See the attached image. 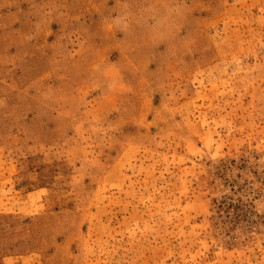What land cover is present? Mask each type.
I'll return each mask as SVG.
<instances>
[{
	"label": "rangeland",
	"instance_id": "1",
	"mask_svg": "<svg viewBox=\"0 0 264 264\" xmlns=\"http://www.w3.org/2000/svg\"><path fill=\"white\" fill-rule=\"evenodd\" d=\"M0 264H264V0H0Z\"/></svg>",
	"mask_w": 264,
	"mask_h": 264
},
{
	"label": "built area",
	"instance_id": "2",
	"mask_svg": "<svg viewBox=\"0 0 264 264\" xmlns=\"http://www.w3.org/2000/svg\"><path fill=\"white\" fill-rule=\"evenodd\" d=\"M234 208H235V211L237 212V208H236V207H234ZM233 210H234V209H233ZM242 213H244V214L246 213V215H249V216H254V215L250 212V210H248V209H247V210H243ZM254 218H255V216H254Z\"/></svg>",
	"mask_w": 264,
	"mask_h": 264
}]
</instances>
